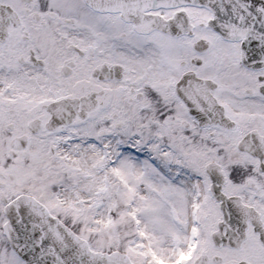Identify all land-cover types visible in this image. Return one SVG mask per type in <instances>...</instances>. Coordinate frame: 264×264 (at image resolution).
<instances>
[{"label":"snow or ice","instance_id":"1","mask_svg":"<svg viewBox=\"0 0 264 264\" xmlns=\"http://www.w3.org/2000/svg\"><path fill=\"white\" fill-rule=\"evenodd\" d=\"M0 264H264V0H0Z\"/></svg>","mask_w":264,"mask_h":264}]
</instances>
